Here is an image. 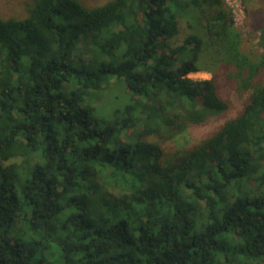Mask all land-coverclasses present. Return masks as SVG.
I'll list each match as a JSON object with an SVG mask.
<instances>
[{
	"label": "trees",
	"instance_id": "16d2710c",
	"mask_svg": "<svg viewBox=\"0 0 264 264\" xmlns=\"http://www.w3.org/2000/svg\"><path fill=\"white\" fill-rule=\"evenodd\" d=\"M243 1L264 49V0ZM11 2L0 12V264H264V53L242 51L231 13L217 52L250 95L167 155L232 108L219 75L190 78L203 70L200 23L174 47L176 0Z\"/></svg>",
	"mask_w": 264,
	"mask_h": 264
},
{
	"label": "rangeland",
	"instance_id": "374dc122",
	"mask_svg": "<svg viewBox=\"0 0 264 264\" xmlns=\"http://www.w3.org/2000/svg\"><path fill=\"white\" fill-rule=\"evenodd\" d=\"M176 1L180 5L181 13L179 19L180 34L172 40V45L174 47L182 45L186 37L196 32L197 23H200L198 25V33L204 38L207 46L200 61V66L203 70L199 73L191 74L190 78L202 81L210 80L215 75H219L220 83L223 85L222 95L224 98H229L231 100L232 108L227 119L212 120L204 126L189 127L163 147L167 155H173L179 151L190 149L207 139L211 134L216 132L226 120L235 118L241 112L245 100L250 95L249 93L241 95L235 89V83L227 79L223 68H221L222 61L217 52V46L221 42V29L219 27L220 14L231 13L235 22V29L242 35V51L245 54L257 59L264 53V49L261 46V32L252 26L251 21L246 15V4L243 0H223L225 7L218 4L216 1V5L205 4L201 9L199 8L201 2L194 3L192 0ZM195 7H198V10L196 9L197 12L193 15L192 10ZM12 9H15L14 3L11 2L9 4L8 0H0V12L11 14ZM205 24H209L210 30L204 29L203 26ZM108 96L113 98L114 93H106L103 97L106 98ZM9 164L10 163H6L5 166Z\"/></svg>",
	"mask_w": 264,
	"mask_h": 264
}]
</instances>
